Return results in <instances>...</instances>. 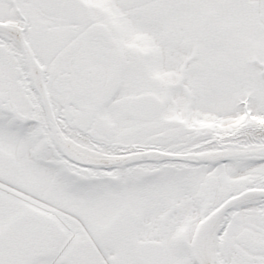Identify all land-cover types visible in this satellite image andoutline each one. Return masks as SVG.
<instances>
[{"label":"snow or ice","instance_id":"6c2138e0","mask_svg":"<svg viewBox=\"0 0 264 264\" xmlns=\"http://www.w3.org/2000/svg\"><path fill=\"white\" fill-rule=\"evenodd\" d=\"M0 264H264V0H0Z\"/></svg>","mask_w":264,"mask_h":264}]
</instances>
